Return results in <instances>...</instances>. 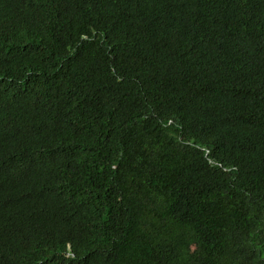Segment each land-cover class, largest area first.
<instances>
[{"label":"trees","instance_id":"1","mask_svg":"<svg viewBox=\"0 0 264 264\" xmlns=\"http://www.w3.org/2000/svg\"><path fill=\"white\" fill-rule=\"evenodd\" d=\"M0 264H264V0H0Z\"/></svg>","mask_w":264,"mask_h":264}]
</instances>
